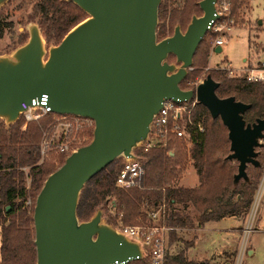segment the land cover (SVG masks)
Masks as SVG:
<instances>
[{
    "label": "water",
    "instance_id": "1",
    "mask_svg": "<svg viewBox=\"0 0 264 264\" xmlns=\"http://www.w3.org/2000/svg\"><path fill=\"white\" fill-rule=\"evenodd\" d=\"M6 0H0V5ZM87 13L43 58L37 25L13 57L0 56V119L7 125L19 117L20 103L47 94L56 113L94 121L91 140L77 147L45 178L33 209L35 264H114L141 256V248L101 219L102 211L79 221L76 208L84 184L117 157H134V148L149 132L163 100L195 97L212 118L227 129L229 153L236 161L233 183L248 178L249 164L258 166L262 116L246 122L250 103L219 97V83L207 74L195 89H182L193 56L217 18L215 0H199L184 31L175 25L157 39L160 0H68ZM260 23V22H259ZM45 42V41H44ZM221 47H214L219 53ZM169 55L175 62L167 60ZM9 209V206L6 207Z\"/></svg>",
    "mask_w": 264,
    "mask_h": 264
},
{
    "label": "trees",
    "instance_id": "2",
    "mask_svg": "<svg viewBox=\"0 0 264 264\" xmlns=\"http://www.w3.org/2000/svg\"><path fill=\"white\" fill-rule=\"evenodd\" d=\"M236 5L237 0H232V13L238 7ZM165 10L166 6L163 3L164 18ZM199 10L197 0H186L181 12L173 9L168 19L158 27L157 37L162 39L170 35L176 21L179 26L182 24L183 14ZM34 13L38 18L36 24L40 33L46 44L50 45L58 44L72 27L87 17L86 12L68 0H36ZM8 25L0 19V36ZM210 48L211 41H206L203 37L193 56V68L181 81L183 88H190L186 87L185 83L188 79L194 78V61L197 53L203 49V61L207 62ZM170 56L173 55L168 57ZM215 73V79L212 78L219 83L215 90L219 97L232 95L237 100L251 104V108L244 113L246 122H252L262 116L264 82L247 81L244 71L229 75L225 69H217ZM199 107L204 119L200 124L197 113H193V124L190 125L191 147L188 150L192 167L198 176L196 186L183 187L173 184L186 168L187 153L183 144L179 142L176 143V151L170 154L169 145L173 142L171 138L169 144L164 146L151 147L146 151H142L141 148L133 150L135 154L146 157L141 187L122 189L114 185V176L122 166L121 156L90 178L80 191L76 208L77 217L82 221L88 220L97 209H104L107 212L109 208L114 210L116 215L122 214L123 223H133L137 217L143 222L146 214L140 211V205L145 202L151 205L164 202L166 205L164 223L173 228L169 231L170 243L174 235L173 230L177 227L193 226L194 218L196 225L201 227L208 221L244 215L253 201L264 164L259 162L258 166L252 165L251 174L247 171L249 164L246 168L248 178L234 184L235 166L231 164L232 160L225 158L229 147L227 129L219 118H212L200 103ZM46 119L29 122L23 129L22 118L7 125L0 120V264H35L36 261L34 227L31 228L33 210L31 209L30 215H27L24 204L28 196L39 192L46 176L52 172L48 167L50 161L38 163V142ZM198 123L201 129L198 128ZM260 147L264 145L261 143ZM118 158L122 160L119 165L114 166ZM60 159V162H63L64 157L61 156ZM25 166L29 167L27 175L22 170ZM25 177L30 178L29 187L26 185ZM175 204H179V207ZM106 221L109 224L116 223L110 213H107ZM187 247H190V244ZM184 254V248L174 254H166L164 264H204L202 261L189 260Z\"/></svg>",
    "mask_w": 264,
    "mask_h": 264
},
{
    "label": "rangeland",
    "instance_id": "3",
    "mask_svg": "<svg viewBox=\"0 0 264 264\" xmlns=\"http://www.w3.org/2000/svg\"><path fill=\"white\" fill-rule=\"evenodd\" d=\"M198 1L199 0H197V2ZM35 3L36 0H6L0 5V19L9 24L8 28H5L0 36L1 57H13L15 49L27 41L29 37V29L34 25H37L36 22L38 21V18L34 13ZM163 3H165L166 6L165 18L163 16ZM185 3L186 0H160L156 31L158 27L163 24V21L168 19V16L173 9L178 10L177 12H181ZM237 5L238 7H236L234 11L235 21L233 22L232 27L224 33V43L220 46L221 51L215 53L213 46L214 39L216 36H219L220 33L214 31L206 32L204 39L209 42L211 41V48L207 62L203 61V49H201L197 53L194 61V78L188 79L185 83L186 87L190 88H183L182 83H180L182 89H195L196 85L207 74H210L215 79V71H217V69H225L229 72V75H235L242 71L246 65H253L257 63L258 60H264V0H237ZM201 14L202 12L200 10L198 12L191 11L183 14L182 24L179 26L180 29L184 31L191 17L193 15L199 16ZM181 15L179 16L181 17ZM175 25H179L178 21L174 23L173 28ZM209 33L213 37H211ZM157 39L159 40L160 38L157 37ZM44 41L43 38V58L45 59L48 56V48L50 47V44H46ZM167 60L169 62H175V57L170 56ZM191 69L188 71H191ZM189 103L191 118L193 113L196 112L198 121L201 124L204 115L199 107V103L196 101L195 97H193ZM92 130L89 131L88 138L79 146L85 145L91 140ZM179 142L183 144L184 150L187 153V162L182 176L175 180L173 184L175 186L183 185L186 187L196 186L198 184V176L192 167V161L188 156V150L191 147V143L180 139H173V142L169 145V153L173 154V151H176V143ZM260 142L264 145V139H261ZM256 151H258L257 160L264 164V147H257ZM61 156L63 155L53 153L45 159L50 161L48 167H50L51 171H54L63 163L60 162ZM140 156L145 168L146 157L144 155ZM121 160V158L116 159L114 166L119 165ZM231 164L235 166L236 170L237 162L231 161ZM28 168L29 167L27 166L22 167L25 175H27ZM252 170V165L250 164L247 171L251 174ZM263 174L264 166L258 178L257 188L262 181L264 182ZM25 181L26 185L29 187L30 178L25 177ZM37 194L38 193L28 196L27 201L24 204V208L27 209V215H30L29 213L31 209H34ZM143 205L144 204L140 205V211H144L146 214L147 208ZM175 206L179 207V204H175ZM107 209V212L104 211V209H101V219L103 222H107L106 215L107 213H110L116 223L109 225L116 228L118 223L123 221L122 214L116 215L114 210ZM188 210L190 211V209ZM250 216L254 219L252 220L253 222H251L252 218H250ZM240 219L244 226L243 231L240 232V238H238L230 232L233 227L238 225V222L234 217L227 216L217 221H208L204 223L203 227H198L194 218L193 226L182 228L177 227L178 230L177 228L173 230L174 235L171 237L172 240L166 248V252L167 254H174L184 248V255L187 259L195 262L202 261L204 264H224L225 262H228L229 264H264V193L262 196L260 194V197H257L256 199L254 194L249 210L244 215L240 216ZM79 221L82 220L79 219ZM249 221L251 222V227L253 229L244 235L243 232L247 224L249 225ZM140 222L141 219L137 217L133 223H127L133 225L139 224ZM31 228L33 229V226H31ZM225 243L233 246L237 244L236 251L234 253L228 252L230 250L229 248L224 247ZM189 244L190 247H187ZM193 245H195V247L190 249V253H188V249ZM251 248L252 251L248 252Z\"/></svg>",
    "mask_w": 264,
    "mask_h": 264
},
{
    "label": "built area",
    "instance_id": "4",
    "mask_svg": "<svg viewBox=\"0 0 264 264\" xmlns=\"http://www.w3.org/2000/svg\"><path fill=\"white\" fill-rule=\"evenodd\" d=\"M217 18L212 22L209 31L220 33L214 39L213 46H221L224 43L223 36L228 31L235 15L231 12L232 0H215ZM208 31V32H209ZM244 77L249 82H264V60H260L252 66H245ZM47 94L34 96L29 102L20 103L19 117L22 118L21 128L27 123L47 118L43 126L38 142L39 161L41 163L53 153L63 155L64 158L81 145L89 136V131L94 127L91 118L71 114L56 113L47 103ZM189 101L175 102L171 99L163 100L159 110L153 115L147 138L136 148L146 151L151 147L164 146L169 139H180L190 142V125L193 120L190 116ZM201 129L200 124H197ZM135 149V148H134ZM122 157V166L114 176V185L122 189L141 187L144 175V165L141 156ZM264 179V174H263ZM264 182L258 186L255 199L263 195ZM146 216L139 224H124L122 221L116 226V230L132 241L138 242L141 248V256L135 259L122 260L114 264H164L166 248L168 247L169 231L173 228L164 223L166 205L164 202L155 205L144 203ZM252 218V216H250ZM253 218L251 222H253ZM249 221V228L244 235L253 228Z\"/></svg>",
    "mask_w": 264,
    "mask_h": 264
},
{
    "label": "crops",
    "instance_id": "5",
    "mask_svg": "<svg viewBox=\"0 0 264 264\" xmlns=\"http://www.w3.org/2000/svg\"><path fill=\"white\" fill-rule=\"evenodd\" d=\"M259 61V60H258ZM257 61V62H258ZM181 186V185H180ZM183 186V185H182ZM183 187H186V186H183ZM194 187V186H193ZM231 217H234L236 220H237V222H238V225L237 226H235V227H233L232 228V230L230 231L231 232V234L232 235H236L238 238H240V235H241V233L240 232H242L243 231V226H244V224L242 223V220L240 219V217H236V216H231ZM204 226V224L201 226V227H203ZM180 229V228H179ZM177 230H178V228H177ZM196 245V244H195ZM195 245H193V246H191V248H189L188 249V253H190V249H192L193 247H195ZM168 246H169V241H168ZM224 247L225 248H229V250L230 251H228V252H231V253H234L235 251H236V247H237V244L235 245V246H233V245H228V244H224ZM228 250V249H227ZM226 250V251H227ZM249 251H252V248L251 249H249L248 250V252ZM169 254V253H168ZM202 256V255H201ZM200 257V256H199ZM191 259H194V258H191ZM224 264H229L228 262H225Z\"/></svg>",
    "mask_w": 264,
    "mask_h": 264
},
{
    "label": "bare ground",
    "instance_id": "6",
    "mask_svg": "<svg viewBox=\"0 0 264 264\" xmlns=\"http://www.w3.org/2000/svg\"><path fill=\"white\" fill-rule=\"evenodd\" d=\"M248 228H249V225H248L247 228H246V232H247Z\"/></svg>",
    "mask_w": 264,
    "mask_h": 264
},
{
    "label": "flooded vegetation",
    "instance_id": "7",
    "mask_svg": "<svg viewBox=\"0 0 264 264\" xmlns=\"http://www.w3.org/2000/svg\"><path fill=\"white\" fill-rule=\"evenodd\" d=\"M5 29V28H4Z\"/></svg>",
    "mask_w": 264,
    "mask_h": 264
}]
</instances>
